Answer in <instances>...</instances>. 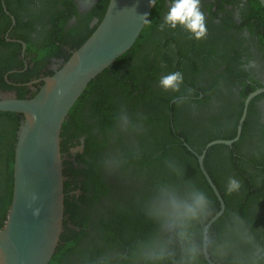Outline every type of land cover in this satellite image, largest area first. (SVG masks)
Returning <instances> with one entry per match:
<instances>
[{
  "label": "trees",
  "instance_id": "trees-1",
  "mask_svg": "<svg viewBox=\"0 0 264 264\" xmlns=\"http://www.w3.org/2000/svg\"><path fill=\"white\" fill-rule=\"evenodd\" d=\"M107 1H99L94 10V13L99 12V19ZM158 1L131 48L90 81L63 122L60 142L63 175H70L75 162L80 165L84 193L71 195L69 192L73 189L68 182H64L65 218L55 253L48 264H153L151 254L161 243H166L171 252V256L161 264H209L202 253L203 226L217 212L219 204L199 168L196 155L183 145L180 136L185 137L186 143L194 151L201 153L211 140L234 137L235 120L241 112L231 114L222 128L203 129L199 143H194L196 136L192 127L191 135L184 129L176 133L182 127L178 126L177 118L172 114L177 101L170 106L168 101L171 97L166 91L158 96L157 92H161L157 82L159 68L154 67L155 63L150 60V51H142V47H145L143 42L149 39L147 36L152 29L149 22ZM252 1L264 15L258 1ZM68 10V7L60 9L66 19L69 18ZM57 15L52 13L51 17L55 20ZM7 19L6 16L2 19V27L9 23ZM63 24L66 21L59 18L56 27L61 29ZM64 25L62 37H71L75 30ZM91 32L74 40V48L77 49ZM262 39L264 42V37ZM22 40L29 42L27 38ZM3 47H12L11 53L17 55L20 46L0 37V48ZM5 54L0 51V89L14 88L17 97L26 98L24 86H11L3 79L4 71L8 70ZM240 75L245 79L250 77L242 68L239 73L230 74L233 80ZM250 78L253 82L242 84V99L256 87L264 86L258 79ZM35 94V91L30 92V96ZM262 97L264 93L249 101L240 137L233 143V148L215 144L205 154V168L225 202L223 214L211 223L207 233L208 251L219 264H264V223L257 222L259 217L255 210V205L264 206V130L263 136L260 135L262 143L255 145V162H259L257 175L260 176L261 185L253 181L252 175L245 177L244 173L248 171L245 165L237 167V163L230 160V165L226 166L220 160L225 150L233 152L234 149L237 155L243 156L239 147L251 123L264 127L259 121L256 103ZM239 104L242 107L241 102ZM21 118L22 114L0 111V144L9 139L8 153L4 157L6 171H0V185L5 191V196H0V201H4L0 211V228L6 219L11 199L13 152ZM189 118L195 119L194 116ZM76 133H84L85 138L81 151L72 154L69 149L76 144L72 140ZM213 158L220 162L219 167L227 168V173L233 170V175L224 180L218 177L215 172L218 166L212 165ZM229 177L240 181L239 191L231 194L226 191ZM164 190L174 191L180 196L201 190L209 197L207 214L189 228V240L198 246L194 261L189 260L184 251L185 245L155 216V202ZM101 199H107L109 205L97 210L94 204ZM80 203L85 205L84 208ZM242 241L245 246H242ZM256 246L260 248L257 253Z\"/></svg>",
  "mask_w": 264,
  "mask_h": 264
},
{
  "label": "flooded vegetation",
  "instance_id": "flooded-vegetation-1",
  "mask_svg": "<svg viewBox=\"0 0 264 264\" xmlns=\"http://www.w3.org/2000/svg\"><path fill=\"white\" fill-rule=\"evenodd\" d=\"M99 1L102 0H0V24L5 16L9 22L3 27L0 25V37H4L8 43H18L20 46L17 55L11 53L13 52L12 47L0 48V51L6 53L4 58L7 60L5 66L8 70L3 73L5 82L11 86H24L25 97H30L31 91L37 92L44 83L43 77L51 75L55 68L62 65L75 50L74 40L91 32L95 21L99 20V12L94 13ZM168 3L169 0L158 1L149 22L152 26L147 36L149 39L143 42L145 47H142V51H150V60L155 63L154 67L159 68L158 85L162 76L175 71L182 73L184 79L179 92L166 91L159 86L161 92L157 94L160 96L166 91L171 97L168 101L170 106L177 101L175 112L172 114L177 118L178 126L182 125V127L176 133L179 134L181 129H184L188 130V134L191 135L192 127L195 129L194 136H196L194 143H199L203 129L222 128L229 121L231 114L235 115L239 112L242 114L243 100L246 98L242 99L240 96L242 84L248 85L253 82L250 77L264 84V42L262 39L264 37V15L254 6L252 0H201L207 35L197 41L179 27L176 30L167 28L164 31L160 30L159 25L167 12ZM64 7L69 9L68 19L64 18L65 14L60 12V9ZM52 13L58 14L55 20L51 17ZM59 18L66 21V24H63L65 28L70 27L75 30L71 37H62L63 25L61 29L56 27ZM22 38H27L29 44ZM66 40L68 43H64ZM119 68L122 71V65ZM240 68L246 70L250 77L245 79L240 75L233 80L230 74L239 73ZM34 80L38 81L32 83ZM253 84L256 85V83ZM1 91H12L17 95L14 88L0 89ZM240 102L242 107H240ZM256 103L259 121L264 124V97L259 98ZM189 116H194L195 119L191 120ZM240 116L235 120V129H237ZM170 123L173 128V123ZM263 130L264 127L254 122L251 123L245 130L242 144L239 147L243 156L239 153L237 155L234 149L233 152L225 150L220 156L221 162L226 166L230 165V160L236 162L237 167L242 168V165H245L248 170L244 173L245 177L252 175L257 185H261L262 181L257 175L260 169L259 162H255L257 154L255 145L262 143L260 135L263 136ZM76 135L72 139L76 144L69 149L72 154L81 151L85 138L84 133H76ZM180 140L186 142L184 136H180ZM7 141L9 142V139L0 144V171H6L4 157L9 148ZM228 147L233 148V145ZM239 156L240 158H237ZM219 163L213 158L212 165L218 166L215 167L218 177L224 180L227 176L233 175V170L227 173V168L219 167ZM79 169L80 165L75 162L72 170L77 172L70 170V175L64 174V182H68L69 187L73 189L69 192L71 195L84 193L83 179L79 174ZM0 196H5L1 185ZM3 203L4 201L1 200L0 211L4 207ZM80 205L83 208L85 206L81 203ZM104 205H109L107 199L96 202L94 207L99 210ZM255 210L259 217L257 222L264 223V206L255 205ZM93 234L94 232L91 233ZM242 246H245L243 241ZM259 251L260 248L257 247L255 253Z\"/></svg>",
  "mask_w": 264,
  "mask_h": 264
},
{
  "label": "water",
  "instance_id": "water-1",
  "mask_svg": "<svg viewBox=\"0 0 264 264\" xmlns=\"http://www.w3.org/2000/svg\"><path fill=\"white\" fill-rule=\"evenodd\" d=\"M257 1L264 9V0ZM151 10L149 0H108L87 39L51 75L43 77L35 95L19 98L12 91L0 92V111L22 114L13 152L11 199L0 228V264H48L55 253L65 218L60 148L63 122L90 81L131 48L147 23L141 16L148 14V21ZM261 92L264 87L243 100L234 137L211 140L201 153L183 142L197 156L219 204L203 226L202 253L209 264H219L208 251L207 233L223 214L225 202L205 168V154L215 144L232 146L239 139L249 100Z\"/></svg>",
  "mask_w": 264,
  "mask_h": 264
},
{
  "label": "clouds",
  "instance_id": "clouds-1",
  "mask_svg": "<svg viewBox=\"0 0 264 264\" xmlns=\"http://www.w3.org/2000/svg\"><path fill=\"white\" fill-rule=\"evenodd\" d=\"M156 3L157 0H149L150 7H154ZM147 17L148 14L141 16L142 21L148 22ZM159 27L161 31H164L165 28L176 30L179 27L197 41L205 38L207 28L205 14L201 10V0H169L167 12L164 14ZM183 79L181 72H171L159 79V86L166 91L179 92ZM240 188L241 183L238 179L228 178L226 191L229 194L239 191ZM209 207V197L201 190L193 191L186 196L164 190L155 202L154 213L156 218L185 245L184 251L190 261H194L198 253V246L190 242L189 228L207 214ZM170 256L171 252L166 243H161L151 254L153 264H161Z\"/></svg>",
  "mask_w": 264,
  "mask_h": 264
}]
</instances>
